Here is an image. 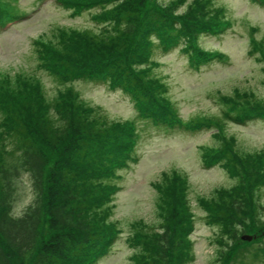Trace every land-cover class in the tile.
I'll use <instances>...</instances> for the list:
<instances>
[{
	"label": "trees",
	"instance_id": "obj_1",
	"mask_svg": "<svg viewBox=\"0 0 264 264\" xmlns=\"http://www.w3.org/2000/svg\"><path fill=\"white\" fill-rule=\"evenodd\" d=\"M59 1L76 13L99 5L96 18L102 25L98 30L57 27L53 39L34 42L39 66L60 85L54 96L47 95L34 75L4 72L0 79V264H91L113 242L116 225L109 220L110 203L120 188L119 166L130 156L136 131L132 123L108 119L99 106L83 99L71 77H109L138 100L145 116L150 111L180 125L167 106V87L153 73L155 42L167 47L183 39L195 65L222 55L200 47L195 41L200 34L222 32L232 23L225 7L213 0ZM9 14L2 4L0 24L15 17ZM248 51L264 70V35L251 38ZM219 93L226 111L236 117L264 115V97L252 90ZM215 136L220 146L204 160L224 161L237 182L199 201L206 218L218 226V236L231 242L219 264H238L240 251L264 234L259 194L264 148L243 153L234 137ZM23 175L28 176L32 198L15 212ZM187 188L186 175L163 172L156 188L159 220L131 222L128 242L134 251L129 264L193 260ZM242 233L257 239L242 240Z\"/></svg>",
	"mask_w": 264,
	"mask_h": 264
},
{
	"label": "rangeland",
	"instance_id": "obj_2",
	"mask_svg": "<svg viewBox=\"0 0 264 264\" xmlns=\"http://www.w3.org/2000/svg\"><path fill=\"white\" fill-rule=\"evenodd\" d=\"M213 2L225 7L232 23L219 33H201L195 41L203 49L223 52V60H201L191 66L182 44L162 50L155 45L153 73L167 87L164 92L172 107L185 119L180 125L156 124L140 112L138 100L109 77H71L72 86L83 99L99 106L108 119L132 123L136 131V143L130 156L119 166L120 188L110 203L113 215L109 220L116 225L113 242L91 264H129L134 251L128 242L131 222L145 220L154 224L159 220L156 188L163 172L174 170L187 176L186 196L193 210L189 237L194 258L189 264H219L222 251L231 243L218 236V226L206 218L199 198L210 197L219 188L232 187L237 178L226 171L224 161L207 163L204 159L220 146L221 141L215 134L234 137L235 145L243 153L264 148V118L234 122L219 107L226 108L219 92L252 90L259 98L264 97L263 66L248 53L250 39L264 35V4L254 0ZM2 4L9 15L22 16L0 30V79L5 76L4 72L34 75L47 95L54 96L60 85L52 74L39 66L33 51L34 42L53 39L57 27L98 30L102 24L96 18L99 7L72 13L55 0H0V14ZM200 118L203 119L200 124L195 123L197 127H186L192 124L187 120ZM19 188L15 212L24 210L32 198L27 175H23ZM259 194L264 219V187ZM180 197L183 198L182 192ZM262 235L240 251L238 264L240 258L242 264H264Z\"/></svg>",
	"mask_w": 264,
	"mask_h": 264
},
{
	"label": "water",
	"instance_id": "obj_3",
	"mask_svg": "<svg viewBox=\"0 0 264 264\" xmlns=\"http://www.w3.org/2000/svg\"><path fill=\"white\" fill-rule=\"evenodd\" d=\"M241 238L244 239V240H251L252 239V236L251 235H248V234H243L241 235Z\"/></svg>",
	"mask_w": 264,
	"mask_h": 264
}]
</instances>
